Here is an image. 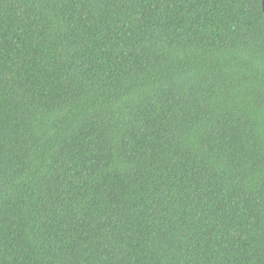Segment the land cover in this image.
I'll list each match as a JSON object with an SVG mask.
<instances>
[{
    "label": "trees",
    "instance_id": "1",
    "mask_svg": "<svg viewBox=\"0 0 264 264\" xmlns=\"http://www.w3.org/2000/svg\"><path fill=\"white\" fill-rule=\"evenodd\" d=\"M0 264H264L263 0H0Z\"/></svg>",
    "mask_w": 264,
    "mask_h": 264
},
{
    "label": "water",
    "instance_id": "2",
    "mask_svg": "<svg viewBox=\"0 0 264 264\" xmlns=\"http://www.w3.org/2000/svg\"><path fill=\"white\" fill-rule=\"evenodd\" d=\"M263 10H264V0H263Z\"/></svg>",
    "mask_w": 264,
    "mask_h": 264
}]
</instances>
